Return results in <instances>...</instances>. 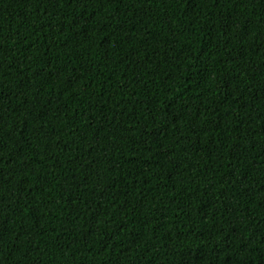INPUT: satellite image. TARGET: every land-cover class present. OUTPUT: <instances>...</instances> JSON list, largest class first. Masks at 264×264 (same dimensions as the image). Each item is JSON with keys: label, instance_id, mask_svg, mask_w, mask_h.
Returning <instances> with one entry per match:
<instances>
[{"label": "trees", "instance_id": "obj_1", "mask_svg": "<svg viewBox=\"0 0 264 264\" xmlns=\"http://www.w3.org/2000/svg\"><path fill=\"white\" fill-rule=\"evenodd\" d=\"M0 264H264V0H0Z\"/></svg>", "mask_w": 264, "mask_h": 264}]
</instances>
